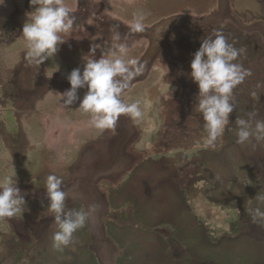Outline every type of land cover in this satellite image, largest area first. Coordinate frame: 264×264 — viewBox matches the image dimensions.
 <instances>
[{
    "label": "rangeland",
    "instance_id": "374dc122",
    "mask_svg": "<svg viewBox=\"0 0 264 264\" xmlns=\"http://www.w3.org/2000/svg\"><path fill=\"white\" fill-rule=\"evenodd\" d=\"M63 3L76 30L40 70L24 62L29 0L0 6V180L16 178L28 209L0 218V264H264V226L248 213L264 192V140L237 144L234 123L250 112L264 118V0ZM135 11L148 13L145 32L131 41L144 74L122 99L139 101L143 116L98 132L78 102L65 108L58 93L90 46L106 44L113 25L125 34ZM216 31L245 49L235 62L252 75L233 90L231 130L210 149L187 73ZM49 174L63 177L66 208L97 209L62 250L52 247Z\"/></svg>",
    "mask_w": 264,
    "mask_h": 264
},
{
    "label": "clouds",
    "instance_id": "9594fccd",
    "mask_svg": "<svg viewBox=\"0 0 264 264\" xmlns=\"http://www.w3.org/2000/svg\"><path fill=\"white\" fill-rule=\"evenodd\" d=\"M5 0H0L3 6ZM34 9L26 13L21 37L24 41V62L29 69L40 70L73 35L77 27L76 17L63 0H29ZM148 13L135 11L128 21V31L121 34L118 25L109 29L106 44H92L81 58L83 68H75L67 76L70 88L58 93L65 108H75L90 117L89 126L98 132L114 129L121 117L139 122L143 116L139 101L126 102L124 93L133 81L144 74V65L131 55V41L136 34L144 33ZM97 50L100 56L97 59ZM245 51L237 48L221 31L202 39L193 54L188 78L198 87L195 100V117L202 121L201 140L206 148L215 149L223 136L234 112L233 90L252 75L236 63ZM56 71L59 66L55 65ZM259 86V85H258ZM79 90H86L81 98ZM255 97L256 93L253 92ZM193 117H190L192 119ZM236 143L244 145L253 140H264V118L256 112L248 113L247 119L237 118ZM231 130V129H228ZM63 177L49 174L44 182L47 210L52 214L56 231L52 235V247L62 250L73 243L74 233L85 227L96 213V206L66 208L67 193ZM258 206L248 209L253 224L264 226V192L253 198ZM28 211L25 196L13 176L0 180V218L23 217Z\"/></svg>",
    "mask_w": 264,
    "mask_h": 264
}]
</instances>
